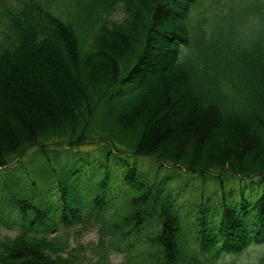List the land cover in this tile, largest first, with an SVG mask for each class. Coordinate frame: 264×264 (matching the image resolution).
Returning <instances> with one entry per match:
<instances>
[{"label":"trees","instance_id":"obj_1","mask_svg":"<svg viewBox=\"0 0 264 264\" xmlns=\"http://www.w3.org/2000/svg\"><path fill=\"white\" fill-rule=\"evenodd\" d=\"M53 2L0 0V264L264 248V0Z\"/></svg>","mask_w":264,"mask_h":264},{"label":"rangeland","instance_id":"obj_2","mask_svg":"<svg viewBox=\"0 0 264 264\" xmlns=\"http://www.w3.org/2000/svg\"><path fill=\"white\" fill-rule=\"evenodd\" d=\"M69 0H55L53 2L52 6L53 8L55 5H58L60 8L64 10V8L67 6V3ZM57 13H60V11L56 10ZM62 12V11H61ZM124 11L122 8H119V10L115 13L113 16V19L116 21H121L124 18ZM95 147L89 146L84 147L83 150H90L93 151ZM25 159V158H24ZM17 182L20 183L22 181L26 180V177H24L21 173L17 174ZM28 181V180H26ZM0 235L1 236H14L16 235V230L6 229L3 226H0ZM98 241V235L96 230L89 231L84 234L83 237L77 239L73 237L72 239V247H79L83 246L88 251H82L79 255L83 258H89L87 260L86 264H121L122 263V256L119 254H112L109 256L108 260L105 262H101L98 260V257L94 254H91L90 247L94 245ZM89 256V257H88ZM264 257V248H251L249 252L243 254L240 257H235L233 262L231 264H261Z\"/></svg>","mask_w":264,"mask_h":264}]
</instances>
